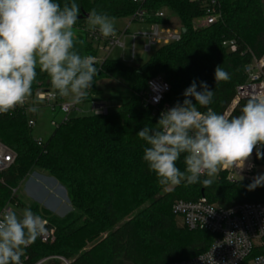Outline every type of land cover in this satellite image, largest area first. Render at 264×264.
Segmentation results:
<instances>
[{
  "label": "trees",
  "instance_id": "16d2710c",
  "mask_svg": "<svg viewBox=\"0 0 264 264\" xmlns=\"http://www.w3.org/2000/svg\"><path fill=\"white\" fill-rule=\"evenodd\" d=\"M58 2L63 4L64 0ZM76 3L80 6L76 26L86 25L92 8L115 20L133 18L138 11H145L149 25L169 24V17L156 16L165 11L185 32L180 41L159 47L144 65L129 66L110 58L96 64L98 74L83 102H92L98 94V81L116 80L131 92L117 113L69 118L58 123L50 138L42 143L34 138L33 128L29 127L27 107L18 106L8 114H0V142L17 154L15 163L0 173V213L7 205L30 208L46 221L47 230L55 236L49 243L38 237L25 249L22 264H38L49 258H62L70 264H171L204 254L215 235L177 228L174 203L205 197L223 209L264 204V186L249 191L250 181L231 182L227 174L219 173L211 187L203 188L199 183L186 187L182 182L165 192L171 185L158 184L155 173L143 160L147 145L136 135L145 126L154 127L159 119L146 104L147 85L151 79L162 76L171 87L164 103L173 107L184 100L183 92L193 80L198 90L199 83L204 81L214 91L209 107L225 115L238 87L248 81L246 68L254 59L264 58V0H218L222 19L207 27L199 26L205 17V5L190 0ZM84 32L88 39V31ZM226 41H234L237 52L223 47ZM94 44L90 41L84 53L96 58L99 50L94 49ZM218 65L230 74V80L216 84L214 72ZM37 71L30 98L40 91L56 93L48 77ZM190 99L195 103L194 98ZM246 101L241 100L229 117L239 115ZM177 166L184 170L183 155ZM35 170L48 174L67 190L73 210L66 217L59 218L36 203L27 205L14 195L13 191ZM103 232L107 236L101 243L84 249ZM82 234L85 240L79 241ZM173 234L183 235L176 241L168 240ZM263 253L264 249L255 255Z\"/></svg>",
  "mask_w": 264,
  "mask_h": 264
},
{
  "label": "clouds",
  "instance_id": "9594fccd",
  "mask_svg": "<svg viewBox=\"0 0 264 264\" xmlns=\"http://www.w3.org/2000/svg\"><path fill=\"white\" fill-rule=\"evenodd\" d=\"M79 16L76 0H0V114L25 105L37 70L73 105L88 97L98 68L96 58L82 55L78 47L85 43L76 30ZM86 23L92 33L116 36L115 18L96 8L88 12ZM214 78L216 84L231 79L220 65ZM199 89L193 80L182 102L162 111L154 127L136 133L147 145L143 160L161 186L183 182L186 187L199 183L208 188L221 170L243 169L254 150L258 159L264 158V92L250 94L239 115L226 117L209 107L214 91L208 84L201 81ZM182 155L183 171L177 166ZM261 186L264 174L255 176L247 188ZM46 232V221L30 208L20 216L5 210L0 214V264H22L25 249Z\"/></svg>",
  "mask_w": 264,
  "mask_h": 264
},
{
  "label": "built area",
  "instance_id": "2783aa9c",
  "mask_svg": "<svg viewBox=\"0 0 264 264\" xmlns=\"http://www.w3.org/2000/svg\"><path fill=\"white\" fill-rule=\"evenodd\" d=\"M135 4H140L143 0H130ZM193 3H202L205 5V17L200 22L199 26H212L222 19L218 0H190ZM158 18H165L166 12L162 11L156 15ZM133 21L146 24V12L138 11L132 18ZM163 24L154 23L150 26L152 31L146 35L150 43L145 46L146 52L152 50V46L161 47L172 42H178L182 38V29L179 31L172 27ZM178 26V25H177ZM89 39L98 45V49L104 53H110L115 47H125L126 34L116 35L115 37L104 38L98 32L92 33L88 31ZM133 45V54L135 52V40ZM229 52H237V44L234 41H226L223 43ZM101 63L96 58V64ZM264 58L261 60L254 59L253 63L246 68L248 81L238 87L237 96L234 99L231 107L225 113L229 117L236 105L244 99H248L250 94L260 91L264 92ZM171 91L170 85L162 76L155 77L148 82L146 104L153 110L154 116H159L162 111L171 107L164 103L165 97ZM158 98V102H157ZM38 100L44 105L51 107L53 112L56 109L65 114L63 121L69 119V114L77 111V105L63 102L59 99L54 91H40L33 98H29L25 105L27 111ZM94 115H106L109 113L108 107L105 104L93 101ZM29 127L35 126L34 120L29 119ZM58 123L53 122L56 127ZM42 143V140H39ZM263 152V148H260ZM17 159V154L8 146L0 142V173L8 170ZM262 169L264 174V158H257L254 150L249 160L245 162L243 169L226 168L220 173H226L228 180L231 182L250 181L257 174L258 169ZM219 175V174H218ZM16 195L17 190L13 191ZM11 209L12 205H7L3 211ZM215 209V210H214ZM214 210L213 213L211 211ZM174 216L182 222L183 227L190 230H204L215 235V240L212 246L204 254L199 255L190 260L175 262L171 264H264L263 254L255 255L256 251L264 249V204L251 203L236 205L229 209H223L217 205L211 204L205 197L198 201L187 202L177 201L172 207ZM211 213V214H210ZM43 243L53 242L55 240L54 232L48 231L40 237ZM53 259V258H49ZM49 259H45L38 264H45ZM62 259V258H61Z\"/></svg>",
  "mask_w": 264,
  "mask_h": 264
},
{
  "label": "rangeland",
  "instance_id": "374dc122",
  "mask_svg": "<svg viewBox=\"0 0 264 264\" xmlns=\"http://www.w3.org/2000/svg\"><path fill=\"white\" fill-rule=\"evenodd\" d=\"M168 19L170 20V27L175 25V29L181 31V27L176 19L168 13H166ZM87 24V23H86ZM178 25V26H177ZM116 35H122L126 30L129 32L128 38L125 39V47H115L110 53H103L101 51L97 52V58L99 60H104L107 57L124 62L129 66H141L144 65L158 50V46L153 45L150 52H146L145 46L150 43L146 35L150 34L152 27L148 24L132 22L131 18L115 20ZM78 36L82 38L85 43L83 46H79L81 54L84 53L85 47L89 44L86 33L88 31L87 25L76 26ZM121 33V34H120ZM128 34V33H126ZM135 40V58H133V41ZM94 49L97 51V45L94 44ZM96 89L98 94L100 93L101 99L107 105L109 113H117L123 107V105L128 101L130 97V90L125 85L121 84L116 80H101L96 83ZM66 101L70 98L64 97ZM94 98V97H93ZM31 107L35 108L36 111L28 110L29 119L34 120L35 126L33 127V136L36 140H42L46 142L55 130L53 122L61 123L65 118V114L62 113L59 108L56 112H53L51 107L44 105V103L35 100ZM78 110L73 111L69 114V118H78L85 116L94 115L92 102H82L77 105ZM262 169H258L257 174H262ZM226 174V173H225ZM218 177V176H217ZM215 178V180L217 179ZM29 180H26L17 190L16 197L22 200L27 205H32L33 203L38 204L41 208L49 210L53 215L64 218L73 208L68 196L67 190L58 183L54 178L50 177L48 174L35 170L32 175H30ZM27 178V179H28ZM46 178V179H44ZM43 179V180H42ZM48 179V180H47ZM173 186L165 190V192L171 191ZM123 210L125 206H122ZM25 208H19L16 205H12V210L16 211L18 216L22 215ZM177 228L186 229L183 227L181 221L174 217ZM183 235V234H180ZM180 235H169L168 240L176 241ZM107 236V233L103 232L99 235L98 239L94 242L87 243L84 247L85 250L92 249L96 244L101 243ZM79 238V239H78ZM79 241L85 240V235L83 234L78 237ZM45 264H70L68 261H63L58 258L49 259Z\"/></svg>",
  "mask_w": 264,
  "mask_h": 264
},
{
  "label": "crops",
  "instance_id": "0c3cea01",
  "mask_svg": "<svg viewBox=\"0 0 264 264\" xmlns=\"http://www.w3.org/2000/svg\"><path fill=\"white\" fill-rule=\"evenodd\" d=\"M132 19V18H131ZM121 20V19H120ZM132 22H134L133 20H132ZM87 25V24H86ZM149 25V24H148ZM87 31V30H86ZM125 34L126 33H128V34H126V35H128L129 36V32H128V30H126V32H124ZM121 34V33H120ZM128 36H126V38H128ZM88 40V42H90L91 40L88 38L87 39ZM133 45H134V41H133ZM97 47H98V45H97ZM119 47V46H118ZM121 48V47H120ZM114 49V48H113ZM99 50V49H98ZM100 51V50H99ZM112 51V50H111ZM110 51V52H111ZM102 52V51H101ZM104 53V52H103ZM97 58V57H96ZM108 58V57H107ZM133 58H135V52H134V54H133ZM98 59V58H97ZM100 62H102L103 60H99ZM63 102H66V103H71L70 102V100L69 101H66V99L65 98H62L61 99ZM93 101H97V102H99V103H102V104H105L104 102H103V100L101 99V95H100V93L99 94H97V95H95L94 96V98H92V102ZM106 105V104H105ZM107 106V105H106ZM32 175V174H31ZM44 179H46V178H44ZM27 180H29V178L27 179ZM43 180V179H42ZM48 180V179H47ZM58 259H60V260H63V259H61V258H58ZM63 261H65V260H63Z\"/></svg>",
  "mask_w": 264,
  "mask_h": 264
},
{
  "label": "water",
  "instance_id": "95a60500",
  "mask_svg": "<svg viewBox=\"0 0 264 264\" xmlns=\"http://www.w3.org/2000/svg\"><path fill=\"white\" fill-rule=\"evenodd\" d=\"M86 18H87V16H86ZM184 32H185V31H184V30H182V33H183V34H184ZM63 260H64V259H63Z\"/></svg>",
  "mask_w": 264,
  "mask_h": 264
}]
</instances>
